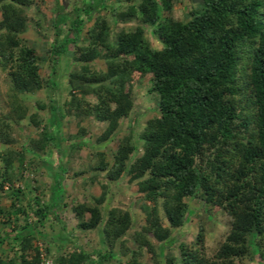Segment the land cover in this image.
Instances as JSON below:
<instances>
[{
	"label": "trees",
	"instance_id": "1",
	"mask_svg": "<svg viewBox=\"0 0 264 264\" xmlns=\"http://www.w3.org/2000/svg\"><path fill=\"white\" fill-rule=\"evenodd\" d=\"M67 1L54 0L53 24L62 36L47 48L52 60L46 81L50 93L58 89L56 62L67 56L75 68L65 81L69 98L64 103L67 110L75 111L78 122L87 116L104 122L100 139L108 138L119 119L130 113L132 87L144 77L149 81L146 91L157 98L158 114L138 135L141 152L135 155L138 145L124 136L107 169L110 179L124 171L130 174L136 180L133 188L146 202V222L132 234L137 247L129 249L123 237L131 225L127 210L107 206L102 212L98 205L76 204L72 209L80 219L89 213L87 220L81 219V227L95 228L100 235V247L93 251L96 259L92 253L73 250L58 256L54 264H141L143 250L150 252L151 264H161L165 246L174 242L170 228L180 227L193 213L190 198L202 202V219H211L216 207L228 217V228L207 251L200 222L190 241L178 242L176 255L165 254L168 264H239L256 255L264 261V0H188L190 7L183 19L170 14L180 0H124L122 4L84 0L73 7L63 31ZM34 2L0 0V73L9 78L10 106V113L0 115V143L4 144L14 141L13 124L27 114L19 94L43 87L35 49L20 36L28 22L25 9ZM107 9L108 17L100 13ZM108 18L117 24H136L132 29L112 30ZM91 19L87 36L81 40L83 25ZM143 25L151 28L159 45L148 39ZM97 58L103 60L105 69L95 65ZM88 93L95 95V101L86 98ZM48 98V104L38 103L49 111L40 138L21 150H0V189L15 176L14 161L20 164L24 152L59 147L52 127L59 128L63 106L50 94ZM29 118L38 123L36 113ZM96 155L94 167L106 168L103 153ZM64 172L60 166L53 175L49 203L32 209L38 221L62 201ZM12 211L23 212L15 207ZM159 211L168 226H163ZM32 232L19 230L10 237L17 244L16 251L12 244L13 257L0 259V264H38ZM148 235L160 244L154 245ZM6 238L7 232L0 233V246ZM115 247L122 254L129 253L125 263L116 259ZM31 249L34 254L28 255Z\"/></svg>",
	"mask_w": 264,
	"mask_h": 264
},
{
	"label": "rangeland",
	"instance_id": "2",
	"mask_svg": "<svg viewBox=\"0 0 264 264\" xmlns=\"http://www.w3.org/2000/svg\"><path fill=\"white\" fill-rule=\"evenodd\" d=\"M82 1L84 0L67 1L65 11L68 16L67 22L62 25L63 31H66L69 26V19L73 15V7L81 6ZM113 1L108 0L106 4ZM123 1L119 0L117 4H122ZM54 4V0H35L32 6L25 9L28 22L27 27L20 33V36L35 49L39 73L44 80L43 87L19 94L27 107V114L19 123L13 124L14 141L11 144L0 143V150L6 147L21 150L23 145L30 140L40 138V132L47 124L49 111L48 108H39L38 103L48 104L49 94L60 106H63L64 117L61 119L59 128L52 127L54 134L58 137L59 147L49 146L37 152H24L20 164L18 160L14 161L15 176L12 177L10 182H4L2 189H0V233L7 232L9 234V238H6L0 246V259L2 261L13 257L12 244L14 251H16L17 244L10 242V237L19 230L27 231L30 229L33 230L32 245L39 252L38 264H54L58 256L67 255L73 250L92 253L91 258L96 259L93 251L100 247V235L95 228L85 229L81 227V219L87 220L89 213L86 212L80 219L72 209L76 204L98 205L102 212L107 206L127 210L131 216V225L123 237L127 239L129 249L137 247L132 234L135 230H141V226L146 222L143 211L146 202L140 197L138 191L133 188L136 180L131 179L130 174L126 171L118 178L110 179L107 175V169L112 163L113 155L122 137L129 135L131 142L138 145V153H135V155L141 152L138 135L146 122L158 114L157 98L153 93L146 91L149 84L148 78H142L140 84H135L132 87V110L127 116L119 119L118 127L106 139L99 138L105 128L104 122L98 121L92 116L83 117L78 122L75 111L67 110L68 105L64 103L69 98L65 81L68 73L75 68L71 57L61 56L56 62L54 78L58 82V89L50 93V89L46 85L52 65L47 48L54 39L58 38L59 40L62 36L60 33L56 34V27L53 24ZM189 7L188 0L177 1L173 4L170 14L176 19H183ZM105 11L100 13H104L108 17L110 12L108 9ZM94 15L93 13L92 18ZM108 22L112 30H119L121 27L132 29L136 24L134 21L117 24L110 18H108ZM91 23L92 19L84 23L80 33L81 40L86 38V30ZM143 26L146 29L148 39L155 46L159 45L153 37L151 28L148 25ZM70 49L75 50L74 47H70ZM94 63L98 68L105 69L102 59L97 58ZM8 86L9 78L0 73V115L10 113L7 98ZM75 91L79 92L77 89ZM85 96L91 102L95 101L94 94L88 93ZM32 113L37 114V124L31 122L29 118ZM100 152L103 153L104 162L107 164L104 169L94 167L99 158L96 154ZM60 166L65 168V172L62 174V185L65 190L62 201L55 210H49L46 217L38 221L32 209L49 203L51 186L54 183L53 175ZM17 189H20L21 192L16 194L12 192ZM36 201H38V205ZM188 204L193 213L187 215L185 222L180 227L170 228V234L174 242L169 247L165 246L161 264H168L166 262L168 255H176L178 242L190 241L196 235L200 222V225L205 229L204 247L207 251H210V248L225 235L229 224L227 216L216 207H213L211 210L212 218L202 219V202L190 198ZM14 207L22 209L23 212L12 211ZM159 212L163 226H168L163 212ZM7 218L10 222L3 223L7 221ZM105 219L106 216H103L102 222ZM23 226L25 228L22 229ZM148 239L156 246L160 244V241L151 235H148ZM115 250L116 259H120L122 263H125L129 253L122 254L117 247H115ZM28 253V255H33V249L29 250ZM151 263L150 252L143 250L141 264ZM239 264H264V261L259 255H256L252 259H244Z\"/></svg>",
	"mask_w": 264,
	"mask_h": 264
}]
</instances>
